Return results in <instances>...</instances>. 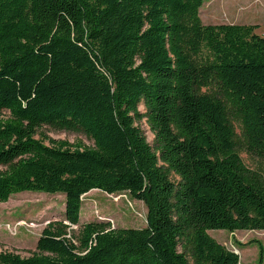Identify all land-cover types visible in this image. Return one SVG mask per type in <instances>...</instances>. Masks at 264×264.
Listing matches in <instances>:
<instances>
[{
  "label": "trees",
  "instance_id": "1",
  "mask_svg": "<svg viewBox=\"0 0 264 264\" xmlns=\"http://www.w3.org/2000/svg\"><path fill=\"white\" fill-rule=\"evenodd\" d=\"M202 4L0 0V203L64 196L36 251L0 264H239L208 231H264V181L239 156L264 157V38L203 24ZM42 126L94 146L46 145ZM92 190L143 202L146 226L74 229Z\"/></svg>",
  "mask_w": 264,
  "mask_h": 264
},
{
  "label": "rangeland",
  "instance_id": "2",
  "mask_svg": "<svg viewBox=\"0 0 264 264\" xmlns=\"http://www.w3.org/2000/svg\"><path fill=\"white\" fill-rule=\"evenodd\" d=\"M199 16L205 25H257L258 28L254 32L264 38V0H203ZM139 110L144 113L142 104L139 105ZM137 125L152 145L153 135L145 120ZM233 126L236 134L240 136L238 123L233 122ZM36 137L44 138L46 145H50V141H65L70 145L94 146L93 141L81 132L56 130L49 126H42ZM239 156L243 164L258 172L264 181V157L250 155L243 150H239ZM173 178L178 180L177 177ZM81 201L79 224L73 227L74 229L89 222L108 223L110 229H141L146 226V206L126 193L108 195L92 190L82 196ZM63 218L62 194L23 192L10 196L7 202L0 203V251L14 252L20 257L31 256L36 251L37 239L46 224ZM208 234L238 254L239 264H258L261 246V264H264V231L230 233L211 230Z\"/></svg>",
  "mask_w": 264,
  "mask_h": 264
}]
</instances>
